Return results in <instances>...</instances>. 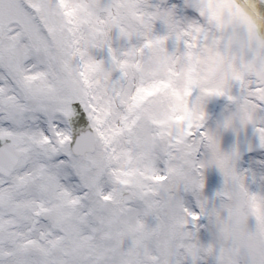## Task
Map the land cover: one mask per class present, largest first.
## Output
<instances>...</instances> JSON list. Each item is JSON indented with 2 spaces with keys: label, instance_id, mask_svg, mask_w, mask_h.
I'll return each mask as SVG.
<instances>
[{
  "label": "snow or ice",
  "instance_id": "snow-or-ice-1",
  "mask_svg": "<svg viewBox=\"0 0 264 264\" xmlns=\"http://www.w3.org/2000/svg\"><path fill=\"white\" fill-rule=\"evenodd\" d=\"M0 264H264V0H0Z\"/></svg>",
  "mask_w": 264,
  "mask_h": 264
}]
</instances>
